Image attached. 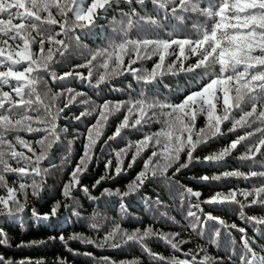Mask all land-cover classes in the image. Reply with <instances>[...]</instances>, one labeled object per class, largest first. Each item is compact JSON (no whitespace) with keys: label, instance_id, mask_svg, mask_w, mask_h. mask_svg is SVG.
Instances as JSON below:
<instances>
[{"label":"snow or ice","instance_id":"1","mask_svg":"<svg viewBox=\"0 0 264 264\" xmlns=\"http://www.w3.org/2000/svg\"><path fill=\"white\" fill-rule=\"evenodd\" d=\"M149 2L154 14L140 15L135 6L144 7ZM120 5H127L129 11L122 14L126 19L120 21L117 38L107 47L89 50L83 63L58 75L53 66L69 52L72 40L79 43V31L96 28ZM165 19L181 22V30L174 28L167 32L166 38H161L156 33L167 27L162 23ZM189 19L193 21L190 31L184 26ZM154 57L150 70L143 66ZM169 57L174 58L169 61ZM76 69H87V74ZM180 73L195 74L190 77L196 81L192 90L178 102L161 99L154 91L155 86L164 76ZM45 76L53 83L79 79L93 89L110 85L115 78L130 76L141 88L127 99L95 104L90 98L78 100L86 97V93L71 87L62 86L53 92L47 87ZM41 84L46 88L43 93ZM61 97L66 101L63 107L57 103ZM76 103L92 106L85 107L74 119L81 121L95 115V122L86 128L83 152L62 188L66 210L77 203L74 196L77 191H83L89 200L100 199L82 184L89 166L98 159V145L102 152L110 141H124L132 132L142 133L140 138L129 140L115 152V165L111 159L105 162V174L92 185L96 189L103 181L115 180L141 161L142 168L125 191L104 188L100 193V196L119 197L126 215L124 199L142 194L147 184H179V174L194 164L226 167L243 142L257 132L262 135L254 144H245L247 150L236 157L253 170L236 169L199 178L202 183L242 179L252 182L249 187H230L202 199L200 191L180 186L179 206L186 223L180 225L175 217L163 219L166 212L160 214L163 223L178 225V231L164 232L155 227L160 221L154 217L152 224L132 231L113 222L100 240L81 234L68 239L113 250L135 244L148 256L150 264H264V245L256 246V235L264 236V217L246 214L247 208L264 207V159L257 160V156L264 157V0H208L207 4H202V0H0V218L19 220L27 210L33 218L45 223L59 218L61 201L55 202L50 212L41 214L35 207H29L28 199L29 196L39 199L46 190L48 168L42 164L49 159L53 147L61 143V133L67 132L66 127H59L61 114ZM113 117L119 122L112 134L107 135ZM200 117L204 119L203 127L197 124ZM257 122L260 126L254 131L236 135L220 150L203 158L197 154L198 149L203 150L226 134V124L231 125L227 129L229 133H236ZM153 124H159V129L151 130ZM21 133L33 139H26ZM39 133H42L39 137L34 135ZM256 165L262 170H254ZM143 198L151 207L153 201ZM154 203L159 206L163 201L157 196ZM204 205L234 206L241 222L251 226L253 235H249L248 227L229 224L205 212ZM73 214L78 215L74 209ZM92 219L89 227L99 231L102 225L95 222L96 216ZM210 221L216 227L208 237ZM233 230L240 234L238 241L232 235ZM182 232L195 234L217 249L221 248L222 237L228 239L223 254L213 256L201 245L185 251L184 246L191 241ZM59 238L67 243L62 234ZM150 240L162 241L173 251V256L166 258L153 252L148 244ZM42 243L32 241L17 247ZM10 246L7 234L0 229V247ZM103 259L109 264V258ZM0 264H14V261L0 254ZM20 264L34 262L28 259ZM129 264L140 261L133 259Z\"/></svg>","mask_w":264,"mask_h":264},{"label":"trees","instance_id":"2","mask_svg":"<svg viewBox=\"0 0 264 264\" xmlns=\"http://www.w3.org/2000/svg\"><path fill=\"white\" fill-rule=\"evenodd\" d=\"M208 0H202V4H207ZM140 15H153V5L149 2L144 7L140 5L135 6ZM129 8L127 5H120L114 7L108 15L99 22V25L91 31L85 29L79 31L81 37L79 43L72 40L70 42L69 52L66 53L64 58L60 59V63L55 64L53 67L57 71L58 75H62L63 72L72 70L73 66L79 63H83L84 59L88 57L89 50L96 48L107 47L108 44L115 40L118 36V30L120 28V21L126 19L123 17V13L128 12ZM204 18L201 17V20ZM167 27L163 28L162 31L157 32L161 38H166L167 32L172 31L174 28L178 31L181 30V22L174 19H165L162 21ZM193 21L187 20L184 22V26L187 30H191ZM150 27V26H146ZM134 34V33H133ZM47 46V45H46ZM174 57H169V61ZM155 57L153 60L144 62L143 66L151 69ZM191 62V61H190ZM77 71L84 72L87 74V69H76ZM195 74H184L178 75H166L162 81L155 86L154 91L161 99L175 100L178 102L187 91L192 90L196 84L194 77ZM47 81V87H50L53 92H58L62 86L71 87L78 92L86 93V97H78V100L90 98L95 104H100L105 100H120L127 99L129 95L135 96L139 93L141 85L138 84L130 76L118 77L111 81L110 85H102L100 89H93L87 86V82H82L79 79H69L63 83H53L51 78L45 76ZM131 85V88H129ZM119 89L113 91L112 89ZM40 90L43 93L46 88L43 84L40 85ZM48 100H45L47 103ZM65 98L61 97L57 103L63 107ZM92 105H80L79 103L71 105L64 113L61 114L62 118L58 121L60 128H67V132L61 133V143L54 146L49 152V159L45 160L42 167L48 168V174L46 176V190L41 194L39 199L29 196L28 204L29 207H35L41 214L50 212L52 205L61 201V209L59 212V218L53 219L50 222H43L36 220L32 217L31 211L27 210L23 217L19 220H5L0 218V229L7 234V238L10 242V247H0V254L4 255L7 259L14 261V264H20L24 260H32L35 264L37 261H42L43 264H106L104 257L109 258L110 262L115 264H129V261L137 259L140 264H150V260L145 255L138 245L131 244L121 249L113 250L109 248H97L93 245H84L79 241H73L68 239L74 234H81L86 237L100 240L106 230H108L113 222H119L123 228L129 231L134 230L137 227L143 229L148 225L152 224L153 218L159 223L155 224V227L162 228L164 232L178 231L179 226L172 224L171 222L163 223L161 213H167L168 219L175 217L180 225H184V211L181 209L179 192L181 185L190 187L193 190L200 191L202 193V199H206L213 195L217 191H227L230 187H249L251 181L246 182L242 179L238 180L235 178L222 180L220 182L202 183L199 178L203 175L219 174L223 171L240 170L242 172H248L250 169L245 166L236 157L238 154L244 153L247 149L244 147L245 144H254L261 138V133H255L248 140L237 149L233 156L229 158L227 166H209L204 164H194L190 168L183 170L179 176V184L168 185L163 182H151L146 185L145 189L142 190V194L129 196L124 199L123 204L127 209L125 215L121 210V200L119 197L112 196H100V193L104 188H109L112 191L120 189L125 191L128 183L134 179L137 172L142 168V162L138 161L132 169L127 170L126 174H122L115 180H106L97 186L96 189L92 188V185L97 179L105 174L104 164L108 159L113 161L115 165V152L119 151L127 145L129 140L135 141L142 136V133H130L124 141H110L108 145L104 146L101 152L100 146H97L96 156L98 159L94 160L93 164L89 166V171L82 177V184L86 185L93 196L100 197L99 200H89L85 196L83 191H77L74 193L77 203L73 208L65 209L63 207L64 197L62 195V188L69 179L71 170L75 167L80 155L83 152L84 134L86 128L90 123L95 122V115L83 118L81 121L74 119L78 116L85 107H91ZM247 110H250V106H246ZM259 110V109H258ZM239 115V114H238ZM117 117H113L110 121V126L106 130L107 135H111L115 130V125L118 123ZM198 127L204 126V119L200 117L197 121ZM255 125L260 126L257 122ZM230 123L224 126L225 135L218 138L216 141L211 142L203 150L198 149V155L203 158L213 152L220 150L226 146L230 140L235 138L236 135L244 134L247 131H254V127L238 129L236 133H229L227 129L230 127ZM159 124H153L151 130H158ZM26 139H33L26 133H21ZM36 137L42 135V133L34 134ZM264 151V150H262ZM147 153L145 154V156ZM131 153H129V158ZM264 159V157L257 156V160ZM128 159H125V165H127ZM250 163V162H249ZM254 170H262L259 165L255 166ZM11 183L13 177H9ZM259 182V181H255ZM144 196L149 197L153 204L149 207L145 203ZM159 196L160 200L163 201L161 205H156L154 202L156 197ZM67 203H71L67 201ZM205 212H211L212 215L222 218L227 223H236L240 227H248L249 235H253V231L250 225H244L238 216V211L235 210L234 206L227 207H214L209 205L203 206ZM73 209L75 213L73 214ZM246 214L256 217H264V207L253 206L246 209ZM93 216H96V223L102 225L99 231L93 230L89 225L93 222ZM123 216V219L121 217ZM55 225V226H53ZM216 227L214 222H209V230L207 236L210 237L212 229ZM65 237L67 243L60 240V235ZM232 235L239 240L240 234L233 230ZM182 236L191 241L190 245H185L184 250L187 251L189 247L195 248L197 245L204 246L208 249V252L213 255H222L224 252V243L228 239L226 236L222 237L221 248L217 249L206 242L205 239H200L195 234H189L188 232H182ZM55 237V239H49ZM32 241H44L42 244L33 246L17 247L18 245H29ZM256 246L259 248L264 245V236L256 235ZM149 247L153 252L159 253L160 255L170 258L173 256V251L169 246L165 245L159 240L148 241ZM69 248L72 251H69ZM90 253L91 255H85ZM176 255H179L178 253Z\"/></svg>","mask_w":264,"mask_h":264},{"label":"rangeland","instance_id":"3","mask_svg":"<svg viewBox=\"0 0 264 264\" xmlns=\"http://www.w3.org/2000/svg\"><path fill=\"white\" fill-rule=\"evenodd\" d=\"M136 66H139V64L136 65ZM252 126L254 127V130H255L257 127H259V126L255 125V124H253Z\"/></svg>","mask_w":264,"mask_h":264}]
</instances>
